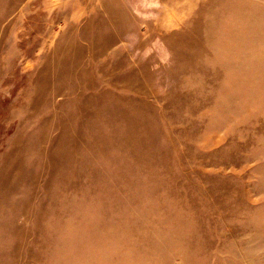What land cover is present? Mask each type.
<instances>
[{"label":"rangeland","instance_id":"rangeland-1","mask_svg":"<svg viewBox=\"0 0 264 264\" xmlns=\"http://www.w3.org/2000/svg\"><path fill=\"white\" fill-rule=\"evenodd\" d=\"M0 264H264V0H0Z\"/></svg>","mask_w":264,"mask_h":264}]
</instances>
